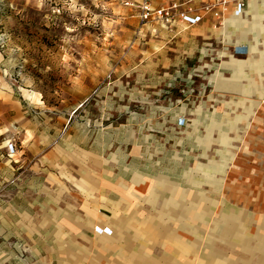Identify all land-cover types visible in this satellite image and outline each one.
<instances>
[{"label":"rangeland","instance_id":"1","mask_svg":"<svg viewBox=\"0 0 264 264\" xmlns=\"http://www.w3.org/2000/svg\"><path fill=\"white\" fill-rule=\"evenodd\" d=\"M144 1L0 0V150L34 133L74 196L134 175L201 253L264 264V0L195 25Z\"/></svg>","mask_w":264,"mask_h":264},{"label":"crops","instance_id":"2","mask_svg":"<svg viewBox=\"0 0 264 264\" xmlns=\"http://www.w3.org/2000/svg\"><path fill=\"white\" fill-rule=\"evenodd\" d=\"M33 136L17 160L7 146L0 150V264H231L224 251L209 257L174 224L154 220L160 210L148 208V186L137 187L134 175L113 181L102 174L86 197L74 196L66 181L58 187L50 177L56 150Z\"/></svg>","mask_w":264,"mask_h":264},{"label":"built area","instance_id":"3","mask_svg":"<svg viewBox=\"0 0 264 264\" xmlns=\"http://www.w3.org/2000/svg\"><path fill=\"white\" fill-rule=\"evenodd\" d=\"M254 0H181L163 7L157 12L152 8L151 0L143 3L144 19L153 16L161 18L171 24L178 18L181 22L195 25L207 17L223 22L233 12L235 16L246 13L249 5ZM240 51H242L240 49ZM241 54V53H240ZM13 151V146L10 147Z\"/></svg>","mask_w":264,"mask_h":264}]
</instances>
